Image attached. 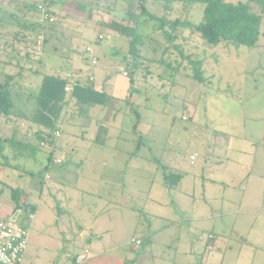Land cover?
<instances>
[{
	"label": "rangeland",
	"instance_id": "374dc122",
	"mask_svg": "<svg viewBox=\"0 0 264 264\" xmlns=\"http://www.w3.org/2000/svg\"><path fill=\"white\" fill-rule=\"evenodd\" d=\"M39 2L0 0V7H15L16 13L19 7L34 4L37 22L41 24L38 31L29 32L20 25L7 27L0 23V79L12 74L18 86L32 91L39 78L36 72H49L48 62L59 63L67 58L82 63L86 58L88 66L77 74L81 76L79 81L94 78L99 87L111 83L120 95L108 110L93 105L89 117L80 115L70 105L67 116L62 118L60 144L54 150V164L49 169L51 178L42 187L44 200L49 196L57 198L61 207L68 205L77 223L93 224L89 241L79 239L77 230L73 252H79L83 246L91 248L88 264H105L114 261V257L121 264H192L196 260L207 264H264V14L258 45L252 48L228 42L211 46L191 30H180L174 43L181 46L185 55L204 60L205 84L191 78L189 60L180 56L163 31L156 29L154 21L143 17L141 31L151 37L146 38L142 47L143 64L131 84L130 77L125 75L130 61L128 42L102 26L114 16L127 17L129 0H48L45 11L38 8ZM78 3L86 11L79 10ZM152 3L149 10L160 17H180L194 23L202 18L200 5L180 0L175 3L176 11L167 14L160 2ZM254 9L261 13L257 5ZM0 10V19L13 21L14 11ZM133 10L138 12L139 7L135 5ZM38 35H43L40 45L36 42ZM167 46L170 48L165 53ZM158 59L170 62L171 66L162 65ZM127 103L134 104L141 115L137 130L145 138L139 150V136L132 132L137 117ZM102 122L109 132L104 144L94 141L97 126ZM185 127L194 135L190 139L182 135ZM214 129L229 130L241 139L247 158L245 180L237 172H224V185L214 191L206 187L212 195L209 201L198 189L193 196L185 194L192 192L194 185L193 178L186 177L178 190L170 192L176 203L155 204L149 191L161 196L156 186L162 180L157 159L175 164L178 157L181 168L190 170L191 163L197 167L205 159L204 150L200 148L196 161L188 160V156L199 150L204 136L209 139ZM0 132L12 135L9 129ZM31 136L32 133L25 139ZM41 147L44 150L37 161H22V166L26 164L33 174L0 166V218L20 223V212H14L12 188L23 192L29 188L36 190L45 180L46 172L42 170L50 147ZM242 158L239 155V161ZM63 159L65 162L60 165ZM209 160L215 162L217 158L211 155ZM222 161L227 162L225 158ZM69 196L76 200L69 203ZM163 213L168 214L172 223L164 226L166 219L154 216ZM198 214L214 217L198 223L193 220ZM189 225L200 228L198 236L188 232ZM142 230L154 232L153 237L142 235ZM212 230L216 233L215 247L210 254L204 253V240ZM135 235L141 237L143 244L128 250L129 243L135 245L131 242ZM114 246L117 252L104 251ZM39 253L36 264H46L56 255L57 264H65L62 259L67 258L64 251L54 248L48 252L40 248ZM21 264L32 262L26 258Z\"/></svg>",
	"mask_w": 264,
	"mask_h": 264
},
{
	"label": "trees",
	"instance_id": "16d2710c",
	"mask_svg": "<svg viewBox=\"0 0 264 264\" xmlns=\"http://www.w3.org/2000/svg\"><path fill=\"white\" fill-rule=\"evenodd\" d=\"M178 1L180 0H129L130 6L125 10L127 17L114 16L102 23L104 28L128 42L130 61L125 73L130 77L131 84L134 81V74L143 64L142 47L145 46L146 38L151 37L150 33L145 34L141 31V24L144 20L154 21L156 29L163 31L169 43L176 48L180 56L189 60L191 78L203 84L207 79L204 75V60L185 55L181 46L174 43L180 30H191L211 46H217L223 42L232 43L237 47L252 48L258 45L264 14V0H239L235 3L227 0H182L202 6V18L198 23L187 19L183 20L180 17L174 19L165 15L160 17L148 8L149 3L160 2L165 12L171 14L176 11L175 3ZM135 5L139 7L138 12L133 10ZM254 5L260 7L261 13L254 9ZM77 6L79 10L86 11L83 4L78 3ZM29 7L36 6L33 4ZM52 13L54 14L53 11ZM89 13L91 14V12ZM143 17H145L144 20ZM39 29L40 27L33 30L38 31ZM169 48L164 50L165 53ZM152 61H159L164 66H171L170 62H165L162 59ZM178 65L177 70L179 71L181 63L178 62ZM39 73L40 82L37 88L32 91L18 86L12 74H5L4 79H0V121H10L12 130V135L0 132V166L21 172V174L22 172L33 174L27 169L26 164L22 166V161L27 162L31 159L37 161L38 154L44 150L41 147L42 143L50 147L46 153V163L42 170L47 174L54 164V150L58 140L56 132H62L60 127L62 118L67 116L70 105H74L80 115L87 116L93 105L109 108L114 101V97L104 89H98L93 80L82 83L79 80L74 81L69 75L43 71H39ZM67 85L72 86L71 91H66ZM128 107L137 117L132 132L139 136L137 144V150H139L140 142L145 138L137 130L141 115L134 104L127 103ZM103 131L108 132V129L99 126L98 134L100 136ZM31 133L32 136L25 139ZM157 162L162 170L163 184L168 189L177 188L184 173L163 163L161 159H157ZM26 196L27 194L19 188H12L14 212H24L25 215H30L36 210L35 205L27 202ZM199 264L207 263L201 260Z\"/></svg>",
	"mask_w": 264,
	"mask_h": 264
},
{
	"label": "crops",
	"instance_id": "0c3cea01",
	"mask_svg": "<svg viewBox=\"0 0 264 264\" xmlns=\"http://www.w3.org/2000/svg\"><path fill=\"white\" fill-rule=\"evenodd\" d=\"M1 8H6L8 10V12L10 11H14L12 14L14 16H12L13 21H4L3 19H0V23H4V26L10 27V26H15V25H20L25 27L26 29L30 31H34V28H39L40 24L37 22V10H35V7H19V13L14 10L15 7H0ZM12 8V9H11ZM54 10L57 11L58 9L54 7ZM1 11V10H0ZM36 17V18H34ZM94 20V17H92ZM34 19H36V21H34ZM38 23V24H37ZM76 23H78V21H76ZM96 26V25H95ZM15 32V31H14ZM47 44V41H46ZM45 49V48H44ZM73 51V49H71ZM29 51V50H27ZM32 52V51H31ZM45 54V53H44ZM28 57H31V55L27 54ZM85 60H87L85 58ZM83 60V62H78V61H74L73 59H67V58H63V60H61L59 63L57 62H48V70L49 72H53V73H60L62 75H69L70 77H72V79L74 81H78L79 78L81 76L77 75L78 73H80L82 70H84V68H86L85 66H88V62ZM39 78L35 81V83H37V86L40 82V73L38 72ZM93 82L95 83V79H92ZM82 83H86L85 81H81ZM88 82V81H87ZM37 86L34 88V90L37 88ZM96 87L98 89H104L107 93H109L110 95H112L115 99H119L120 95L117 94V89L111 84H107L105 83L104 85H102L101 87H99L98 85H96ZM128 93V92H127ZM126 93V94H127ZM122 96V95H121ZM126 96V95H124ZM123 96V98H124ZM114 102V101H113ZM93 107V106H92ZM91 107V108H92ZM90 108V109H91ZM90 109H89V113L88 116L90 117ZM108 110V108H106ZM116 116V112L114 113V117ZM198 116V115H197ZM4 120V119H3ZM183 120V119H182ZM259 119H257L258 122ZM10 121L7 122H2L0 121V131H3V129H10ZM99 126L103 127V128H107L104 123H100L97 126V132L94 135V141H98L102 144L106 143L105 141H107L108 136H109V132H104L103 134L100 136L98 134V129ZM174 127V124L172 125ZM186 128V127H185ZM108 129V128H107ZM227 130V129H224ZM189 130L188 128H186V131L183 133L182 135L185 137V139H190L191 137H193L194 135H192V133H188ZM135 135V134H134ZM209 139L208 138H203L202 142L198 145V149L195 152H191L188 156V160L196 161L198 159V155L200 154V148H202L205 152L204 156L205 159L203 161V163H200V165L198 164L197 167L195 166V163H191L189 169H184L181 168V162L180 159L178 157H176L175 160V164L167 163L169 166H171L172 168L182 171L184 173L179 185L177 186V188L175 189H168L164 184H163V177L162 180H159V183H157V187L159 188V190H161V196H158L156 193H153V190L149 191V196H153L152 201L155 202V204H161V205H171V203H173L174 201L171 199L170 195L171 191H176L180 188L181 183L184 181V178L186 177H192L193 181H194V185H193V191L192 192H186V195L189 196H193L194 194H196V189H198V191L201 193V195H203L204 200H209V198L212 197L211 194L207 193V189L206 187L209 186L211 188L212 191H214L216 188H219L221 185H224L226 182V178L224 179V172L226 171H232V172H237L240 175V179L241 178H246L244 172L245 170V165L244 163L247 162V158L244 156V144L240 143L239 137L229 133V130L227 131H220L218 129H214L212 134L209 135ZM235 138H237V140L235 141ZM244 139V137L242 138ZM60 144V140L57 141V147ZM56 147V148H57ZM68 152L71 151L70 148L67 149ZM211 155H213L214 157L217 158V161H210V157ZM239 155L243 156V158L241 159V161H239ZM225 158L227 160V162L222 161V159ZM65 162V160L63 159V162L60 165H63ZM251 167V166H250ZM249 167V169H250ZM248 169V170H249ZM51 172L50 170H48L45 180L40 183V185H38L36 187V190H32V189H28L25 190L24 193L27 194L26 196V200L28 203L35 205L36 206V210L31 213L30 215H25L24 212H20L19 213V217H20V223L22 222L23 224H27L29 227V241H28V245L26 247V250L24 252L23 255V260L24 259H29L31 260L32 264H36L35 261V257L39 258L40 253L39 250L40 248H43L46 252H48L49 250H51L52 248H54V250L58 249V251H64V257H67L66 259H62L63 262L65 264H70V262H72L73 264H88L90 262V258L92 257V249L89 248L88 246H83L79 252L75 253L73 252L72 246H74V243L76 242L77 239V230L80 231L79 233V239L81 240H85V241H89L91 239V231L93 229V224H79L77 223L76 219L72 216V213L70 210L67 209V206H60V202L58 201L57 198H53L51 196H49L48 200H44V191H43V187L46 186L47 184V180H49L51 178ZM162 176V175H161ZM247 181V180H246ZM61 185L63 182H59ZM43 186V187H42ZM55 189H59L58 187L55 186ZM84 192H86L87 188H82ZM243 189H246L245 185L243 186ZM50 190V189H49ZM86 190V191H85ZM51 191V190H50ZM153 193V194H152ZM35 194H37V196H35ZM51 195V194H50ZM66 200H68L69 203L74 202L76 199L74 197L69 196L68 198L66 197ZM210 201V200H209ZM176 203V202H174ZM158 212V211H157ZM156 212V213H157ZM161 213V212H158ZM161 218L166 219V224L165 225H169L170 223H172V220L168 217V214L163 213V214H157L154 216H158ZM146 216V215H145ZM214 216H200V214H198V216H195L193 218V220L195 222H201L205 219L209 220L210 218H212ZM180 218V217H179ZM183 219L182 220L183 222ZM202 226V225H201ZM107 228H102V231L106 230ZM200 230V228H196L192 225L188 226V232L193 234L194 236H198V231ZM148 233V234H146ZM152 234L154 232H151ZM150 233V231L148 230H142V235H150L152 236V234ZM138 235V234H137ZM135 235L134 237H132L133 239H139L141 240V244L138 246L133 245L131 243H129L128 245H130V248L128 250H130L133 246L135 248H139L140 246H142L143 244V240L141 239L140 236ZM153 237V236H152ZM74 238V240H73ZM53 241H52V240ZM215 239H216V233H214V231H210L208 232V239L205 242V250L204 253H208L210 254L211 251L214 249L213 247H215ZM131 240V242H132ZM152 240V238H151ZM197 239L194 237V241H196ZM134 243V242H132ZM69 246L68 248L65 246ZM85 249H89L90 253L88 256V259L78 263L77 262V257L78 255ZM104 251H110V252H117V247H112L110 250H104ZM208 251V252H207ZM72 253V254H71ZM75 253V254H74ZM71 255V256H70ZM70 256V258H69ZM57 257L58 255H56L54 258L52 257L51 259H48L46 264H57ZM69 258V259H68ZM97 259V258H96ZM114 257V261H110V262H106L105 264H121L120 261ZM66 260V261H65ZM69 260V261H68ZM192 261V260H191ZM194 262H201L200 261H192V264H195ZM96 263V262H95ZM127 263V262H125ZM123 263V264H125Z\"/></svg>",
	"mask_w": 264,
	"mask_h": 264
},
{
	"label": "built area",
	"instance_id": "2783aa9c",
	"mask_svg": "<svg viewBox=\"0 0 264 264\" xmlns=\"http://www.w3.org/2000/svg\"><path fill=\"white\" fill-rule=\"evenodd\" d=\"M48 0H40L38 8L41 11L48 9L46 2ZM43 35H38L36 42L38 45L42 42ZM39 48V46H38ZM126 75V73H125ZM66 91H71L72 86L67 85ZM59 131L56 135L59 136ZM44 145V143H42ZM29 227L27 224H20L11 220L0 218V264H21L24 252L29 241ZM132 242L140 245L139 239H133ZM89 249L83 250L77 257V262H83L88 259Z\"/></svg>",
	"mask_w": 264,
	"mask_h": 264
}]
</instances>
